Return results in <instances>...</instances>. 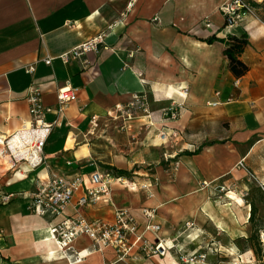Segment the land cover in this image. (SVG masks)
Returning <instances> with one entry per match:
<instances>
[{"label":"crops","instance_id":"0c3cea01","mask_svg":"<svg viewBox=\"0 0 264 264\" xmlns=\"http://www.w3.org/2000/svg\"><path fill=\"white\" fill-rule=\"evenodd\" d=\"M225 1L0 0V136L12 135L30 119L25 96L32 81L44 104L54 108L59 88L68 83L77 88V100L67 104L62 125L46 143L44 165L13 169L0 155V192L11 195L0 203V264H211L186 259L197 248L199 221L207 219L219 185L231 186L248 173V185L264 195V0H249L261 20L244 17L231 29L221 10ZM102 31L109 49L89 53L88 65L59 58ZM241 34L248 44L239 59L248 71L238 78L224 49L232 35ZM46 57L53 58L50 65ZM36 61L31 76L24 68ZM138 92L146 95L150 114L129 122L115 117L116 105ZM172 101L182 104L181 117L166 123L162 111ZM92 116L98 117L96 128ZM175 127L182 129V139L167 151L177 154L180 168L170 175L161 164L166 149L157 140L159 131ZM242 159L245 168L239 166ZM96 168L126 184L115 181L109 202L82 212L113 221L117 208H129L143 227L144 208L155 207L158 236L177 249L150 258L137 250L116 263L113 249L97 251L80 237L73 244L81 261L71 251L56 252L50 227L76 214L73 205L83 190L58 217L31 212L30 195L51 173L82 174L88 187ZM113 168L127 174L119 176ZM260 206L264 209V200ZM188 222L193 225L186 227Z\"/></svg>","mask_w":264,"mask_h":264},{"label":"built area","instance_id":"2783aa9c","mask_svg":"<svg viewBox=\"0 0 264 264\" xmlns=\"http://www.w3.org/2000/svg\"><path fill=\"white\" fill-rule=\"evenodd\" d=\"M133 1V0H132ZM221 10L226 18L227 28L238 26L244 17L261 20L258 17L254 5L249 0H226ZM158 20V18H155ZM107 32H100L92 38L78 44L69 51L59 55L63 63L75 60L82 61L88 65L89 53L98 54L102 50L109 49L107 44ZM119 52L120 48L114 49ZM132 56V52L129 54ZM52 57L43 59L45 64L52 63ZM37 62L25 66L26 73L33 76L37 70ZM26 101L29 104L30 119L23 121L21 127L8 137L0 136V147L9 157L7 162L11 168L21 169L26 164L28 169H35L45 164L44 148L55 127L62 125V117L69 102L77 100V88L68 83L57 91L58 107L46 105L43 102V93L36 82L32 81L26 90ZM182 104L172 101L162 111V118L166 123L178 122L181 117ZM117 115L124 121H132L141 114H150L149 102L142 92L134 93L132 98L125 104H117L115 107ZM55 113L53 121H47V115ZM97 116H92L91 125L96 128L99 124ZM182 129L175 127L169 130H161L158 138L161 145L166 149L164 160L168 163V171L173 175L180 168L177 154L167 151L174 150L182 139ZM17 143L14 145L13 143ZM15 146V147H13ZM2 155V154H0ZM245 159L239 162V166L245 168ZM250 176H255L250 173ZM256 179V178H255ZM85 177L82 174L64 175L51 173L49 180L38 182L32 191L29 210L37 215H52L55 217L65 214L66 208L72 203L74 196L83 190L76 203L73 205L76 211L74 216H66L50 227L51 235L56 243V252L68 255L72 252L76 261H81L83 256L74 247V241L80 237L89 238L97 251L113 249L117 254L116 263H125L135 251H140L145 257L166 256L169 251L177 249V244H168L165 239L158 236L161 225L156 223L157 208L146 207L143 210L144 225L134 216L129 208H117L115 219L107 221L101 218H89L82 211L85 207L96 205L101 202H109L112 184L119 181L126 184L122 177H114L110 172H102L95 169L90 173V185L85 187ZM210 183L204 182V186ZM264 190V183H261ZM11 195L0 192V203H8ZM192 222L186 223V227L192 226ZM147 234L156 237V241L150 239ZM264 244V231L261 232ZM264 247V245H263ZM192 255L190 258L193 261ZM205 259L206 255H199Z\"/></svg>","mask_w":264,"mask_h":264},{"label":"rangeland","instance_id":"374dc122","mask_svg":"<svg viewBox=\"0 0 264 264\" xmlns=\"http://www.w3.org/2000/svg\"><path fill=\"white\" fill-rule=\"evenodd\" d=\"M157 141H160L159 138ZM160 154L161 164L168 168V163L163 160V151ZM6 165L10 166L9 163ZM151 167H156V164ZM219 186L210 197L213 207L207 210V219L199 221L201 231L195 239L197 248L192 254L195 255L193 261H208L211 264H264V244L261 239V232L264 231V209L259 210L263 202L260 192L254 183L248 185V173L237 176L231 186ZM248 206L257 208L252 221L248 220V213H251ZM199 255H206V258L200 259ZM190 257L186 260L192 263Z\"/></svg>","mask_w":264,"mask_h":264},{"label":"trees","instance_id":"16d2710c","mask_svg":"<svg viewBox=\"0 0 264 264\" xmlns=\"http://www.w3.org/2000/svg\"><path fill=\"white\" fill-rule=\"evenodd\" d=\"M247 44H248V38L244 34H241L239 36L232 35L229 38V42L227 43L226 48L224 49V55L229 60L230 69L233 72V74L238 78L242 77L248 71V66L239 59V56L243 53ZM112 171L116 172L119 176H124L127 174L126 171H122V170L117 171V169L115 168H113ZM258 191L260 192L263 201L264 195L259 189ZM261 209L263 210V207L259 206V210ZM256 211L257 208H254L252 206L249 221H252L254 219V215ZM252 250L255 252L257 256H259L254 248H252Z\"/></svg>","mask_w":264,"mask_h":264},{"label":"bare ground","instance_id":"6f19581e","mask_svg":"<svg viewBox=\"0 0 264 264\" xmlns=\"http://www.w3.org/2000/svg\"><path fill=\"white\" fill-rule=\"evenodd\" d=\"M1 140H3L1 137H0V144H1ZM160 140V139H159ZM161 141V140H160ZM14 145H17V143H13ZM15 147V146H13ZM3 149L0 147V154H2L1 156L3 157H9L8 155H6V153L4 151H2ZM229 206V205H228ZM229 208V207H228ZM236 221V220H235ZM218 223V222H217ZM219 224V223H218Z\"/></svg>","mask_w":264,"mask_h":264}]
</instances>
